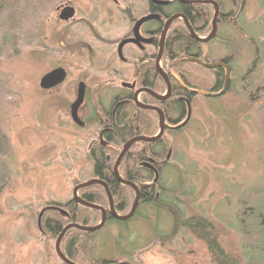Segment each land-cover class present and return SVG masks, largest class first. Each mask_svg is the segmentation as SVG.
<instances>
[{"label":"rangeland","instance_id":"rangeland-1","mask_svg":"<svg viewBox=\"0 0 264 264\" xmlns=\"http://www.w3.org/2000/svg\"><path fill=\"white\" fill-rule=\"evenodd\" d=\"M67 1L79 19L96 18L103 35L112 31L109 13L89 4L100 0H0V264H63L39 215L72 201L75 187L94 177L93 134L73 123L70 108L80 82L95 91L88 53L106 48L86 27L77 40L62 37L57 7ZM141 1L135 3L145 6ZM238 27L246 36L221 24L218 39L204 45L208 63L232 58L231 90L196 98L191 123L175 135L173 164L163 176L170 192L162 197L183 221L212 223L239 264H264V0H247ZM64 46L74 49L62 52ZM58 67L68 72L66 82L43 90L42 77ZM215 80L208 72L199 90L212 93ZM174 219L169 210L142 205L128 224L111 222L84 240L89 256H82L88 263L214 264L206 244L175 228Z\"/></svg>","mask_w":264,"mask_h":264},{"label":"flooded vegetation","instance_id":"flooded-vegetation-1","mask_svg":"<svg viewBox=\"0 0 264 264\" xmlns=\"http://www.w3.org/2000/svg\"><path fill=\"white\" fill-rule=\"evenodd\" d=\"M109 1L89 2L93 8L97 6L96 8L98 10L102 8L106 15L109 13L107 19H109L112 31L104 35L96 18L79 19L77 17L79 10L72 3L73 1L60 3L57 7L59 25L63 30L62 37L70 35L77 40L75 33L80 28L85 30L84 27H86L90 37L95 36V39L102 44L100 46L106 48L101 50L103 47H96L91 51L90 45L81 42V44L83 43L81 50L88 49L89 52L91 51V54L88 53L92 60L88 66L89 69L91 68L90 74L92 75L89 79L95 91H89L88 85L83 81L80 82L84 83L86 87L84 103L79 110V117L83 126L76 124L71 119L76 126L87 131L90 130L93 134L89 145L93 171H95L99 155L107 154L106 166L114 176V167L123 150L132 140L159 137L154 142L140 140L132 143L118 166V171L124 166L126 173H130L135 164L133 161L128 162V159L133 154L138 153L141 163L137 167L146 169L154 175L150 182L145 181L141 176L139 185L153 187V196H148L159 203L165 187L163 176L173 164L171 159L174 156L173 141L175 135L183 132L191 123L196 98H212L198 93L202 92L199 90V86L208 82L207 73L217 69H223L226 76L229 73L225 94L231 90L232 81H230V77L232 71L229 61H226L227 58H225L217 62L224 63L227 68H207L206 64L216 63L207 62L204 47L209 42L218 39L220 36L219 27L223 17L228 12L221 11V0H142L141 3L145 6L136 4V0H130V3L124 0ZM180 5L186 6L190 17L178 12ZM205 5L214 8L209 32L204 31L208 29L209 22L203 14H199L200 10H204ZM67 7L75 10V16L68 21H63L60 19V14ZM144 9H146L145 14L140 15V10ZM147 17L151 18L139 24L142 19ZM194 18L197 19L195 22ZM179 20L184 21L187 28L186 33H181L182 35L177 30L176 22ZM215 30L216 32H214ZM172 34L176 35L173 36ZM209 37L212 39L206 41ZM169 38H174L176 42L175 46H172L173 50L169 47ZM180 38H185L183 44L178 42ZM61 43L62 46L65 45L63 39ZM74 43L76 44V41ZM171 45H174V42ZM73 49L72 46H64L62 52H69ZM97 56L98 59H94ZM62 69L66 71L65 67ZM66 73L67 80L68 72L66 71ZM213 86L214 90L216 88L215 83ZM162 87L164 90L160 89ZM223 88L224 85H222L220 92ZM101 91L105 92L101 93ZM92 93L96 94L91 96ZM162 97L164 99H161ZM129 122L132 125H129ZM134 123L136 124L134 125ZM125 127H128L127 129L133 128L132 132L128 130L126 133ZM142 129L145 131L144 133H141ZM126 135L131 136V138L124 143V136ZM112 137L114 140L124 143L121 149L118 147L119 143L110 141ZM116 152H119L118 156L114 162H110L113 158L111 154ZM142 173L139 172L138 174L142 175ZM120 176L126 182L134 183L122 174ZM96 179L100 180L93 177L89 181ZM116 181L126 188L133 189L129 185L120 183L118 178ZM81 191L79 197L82 199ZM141 195L140 192V198ZM114 208L120 216H126L131 212L130 210L128 214H124L119 212L116 206Z\"/></svg>","mask_w":264,"mask_h":264},{"label":"trees","instance_id":"trees-1","mask_svg":"<svg viewBox=\"0 0 264 264\" xmlns=\"http://www.w3.org/2000/svg\"><path fill=\"white\" fill-rule=\"evenodd\" d=\"M246 4H247V0H221L220 1L221 11L228 12V14L223 17L222 24L234 26L238 30L242 29L238 27V20L241 17V15L244 13ZM180 6L181 7L178 12H182L186 16L190 17L189 13L186 10V6L185 5H180ZM199 14H203V16L209 22L208 27H207L208 29L204 30V31L207 30L206 32H209L211 28L210 22L214 15V8L210 5H205L204 10L203 11L200 10ZM193 20L195 22L197 19L194 18ZM176 25H178L177 30L179 31L180 35L186 33L187 28H186L184 21L179 20L176 22ZM193 26H194V23H193ZM242 31L243 33L240 32L241 35L246 36L244 34L243 29ZM168 41H169L170 49L173 50L172 46H175L176 44L174 38H169ZM184 41H185V38H180L178 42L180 44H183ZM173 42H174V45H171ZM176 50H179V49L176 48ZM226 61H229L228 63L231 66L230 63L232 62V58H229V59L227 58ZM253 70L254 68L248 72L249 73L248 78L252 76L254 72ZM213 72H215V76H216V80H215L216 88L213 90V92L218 93L222 89V85H224L226 73L223 69H217V70H214ZM160 89L164 90L163 87ZM248 89L249 87L247 86V87H244L242 91L244 93L245 92L249 93ZM135 124L136 123H134V125ZM129 125H132V124L129 122ZM127 128L128 127L124 128L125 129L124 131H126V133H128V130H130L129 132H132L133 128H130V129H127ZM144 132H145L144 130L141 131V133H144ZM130 138L131 136L129 135L124 136V140H125L124 143ZM110 141L111 142L116 141L117 143H119L118 147L120 149L122 148L124 144L123 142H118L117 140H114L113 137L112 139H110ZM118 154L119 152H116L115 154H111L113 158L111 159L110 162H114ZM106 157H107V154L99 155L96 166H95L94 178H99L101 181L107 184L110 190V193L113 197L114 206H116V209L119 212L128 214L130 210L132 209L134 202H135V198H136L135 190L129 187L126 188V186L120 185L116 181L117 178L112 174L111 171L107 169ZM132 161L135 164L134 165L135 167L133 168V170L132 169L130 170V173L128 174L126 173L124 166L120 168L119 172H120V175L122 174L125 178H128L129 180L134 182L133 184L136 185V187L141 192L142 195H141L140 203L138 206L139 209H140V206L142 205L153 204L156 207L158 206L162 210H169L170 213L175 216V219L180 220V222L177 223L176 222L177 220L174 219L175 225H176L175 228L177 226H178L177 229L179 227H185L194 236H196L198 239L204 242L207 246L208 252L214 264H239V261H237L236 259H233L226 252L223 246L220 244L218 240V232L215 229V227L212 225V223H210L208 220L202 217L196 216L186 221H183L182 212L178 210L176 207L172 206L166 199L161 197V200L159 203L156 202L155 199L154 200L150 199L148 195L153 196L154 194L153 187H143L142 185H139V180H141V176H142L145 181L150 182L153 180L154 175L146 169L137 167L141 163L140 155L138 153L135 155L133 154V156L128 159V162H132ZM138 171L143 172L142 175L138 174L139 173ZM168 192H170L169 189L164 187L162 196L168 195ZM81 196H82V200L88 203H91L92 205L102 207L107 211L108 213L107 224L111 222H117L120 224H126V223L128 224V221L126 222L117 221L110 215V201L106 193V190L103 186L96 184L88 188H85L81 191ZM54 206L62 208L67 212V214H62L56 210H48L45 214V217L43 218L42 228L44 232H46L47 235L55 241L58 240V238L62 235L64 230L71 224L84 226V227H95L100 223L102 219V213L99 210L84 207L82 205H79L75 201H72V202L70 201L66 203L65 205L54 204ZM139 209H137L136 215L129 221H132L134 218L137 217ZM98 232L88 233V232L81 231L78 229H69L64 235V237L62 238L61 243H60V248H61L63 255L75 264H115L117 263V262L105 261V260L93 261L91 263L90 262L88 263V261L85 260L86 257L84 258L85 255L82 256L83 252H85L87 257L89 256L86 253V250L83 248V244H82L83 241L86 239L87 240L90 239L91 241L93 236H95ZM63 264L65 263L63 262Z\"/></svg>","mask_w":264,"mask_h":264},{"label":"water","instance_id":"water-1","mask_svg":"<svg viewBox=\"0 0 264 264\" xmlns=\"http://www.w3.org/2000/svg\"><path fill=\"white\" fill-rule=\"evenodd\" d=\"M74 16H75V10L73 8L67 7V8H65V9L62 10L61 15H60V19L63 20V21H68V20L74 18ZM150 18L147 17V18L142 19L139 22V24H141L144 21L149 20ZM214 32H216V30ZM211 39H212V37H209L206 41H210ZM205 66L207 68H209V69H213V68H227V66L224 63L206 64ZM66 77H67L66 71L64 69H62V68H57V69H55V70L47 73L46 75H44L42 77V79L40 81V87L43 90H45V91L52 90L54 88H57L61 84H63L64 81L66 80ZM228 80H229V73H227V76H226V79H225V83H224V88L219 93H204V92H198V93L201 94V95L207 96V97H220V96L224 95L225 92H226V90H227ZM85 92H86L85 84L84 83H80V85L78 87L77 99L71 105V109H70L71 118L73 119V121L76 124H78L80 126H83V122H82V120L79 117V110H80L81 106L84 103ZM195 93H197V92H195ZM161 99H164V97H162ZM158 139H159V137H157V138H137V139L132 140L125 147V149L123 150L121 156L119 157V160H118L116 166L114 167V174L118 178V180L120 181V183H122L124 185L131 186L135 190V192H136V198H135L134 205H133V207L131 209V212L128 215H126V216H120V215H118L116 213V210L114 208L113 197H112V195L110 193V190H109V188H108V186H107V184L105 182L96 179V180H93V181H89V182L80 184V185H78V186L75 187V189L73 191V201H75L76 203H78L79 205H82L84 207H88V208H92V209H95V210H99L102 213V219H101L100 223L97 226H95V227H84V226H79V225L71 224L70 226H68L64 230V232L62 233V235L58 238V240L56 242V251H57V254L60 257V259L65 264H75V263H73L72 261H70L69 259H67L63 255V253L61 251V248H60L61 240L64 237V235L66 234V232L69 229H78V230L85 231V232H88V233H95V232H98V231L102 230L105 227V225L107 223V218H108V213H107V211L104 208L99 207V206H96V205H92L91 203H88V202L82 200L79 197V192L81 190L85 189V188H88V187L93 186V185H96V184H99V185L103 186L105 188V190H106V193H107L108 197H109L111 216L115 220H117V221L126 222V221L131 220L135 216L136 211H137L138 206H139V203H140V191L136 187V185L131 184L129 182H126L124 179L121 178V176L119 174V171H118V166H119V163L122 160L123 156L127 152V149L129 148V146L132 143H134L136 141H140V140H144L146 142H154V141H156ZM48 210H56L59 213L67 214V212L64 209H62V208H59V207H56V206H54V207H47L39 215V223H41L43 216L45 215V213ZM115 264H128V263H115Z\"/></svg>","mask_w":264,"mask_h":264}]
</instances>
